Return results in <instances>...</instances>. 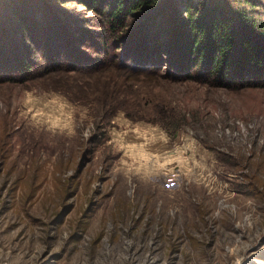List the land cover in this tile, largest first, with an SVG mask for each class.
I'll return each mask as SVG.
<instances>
[{
  "label": "rangeland",
  "instance_id": "374dc122",
  "mask_svg": "<svg viewBox=\"0 0 264 264\" xmlns=\"http://www.w3.org/2000/svg\"><path fill=\"white\" fill-rule=\"evenodd\" d=\"M36 74L0 82V264H264V87Z\"/></svg>",
  "mask_w": 264,
  "mask_h": 264
},
{
  "label": "trees",
  "instance_id": "16d2710c",
  "mask_svg": "<svg viewBox=\"0 0 264 264\" xmlns=\"http://www.w3.org/2000/svg\"><path fill=\"white\" fill-rule=\"evenodd\" d=\"M33 1L0 0V82L36 79L39 70H117L234 90L264 87V0H69L92 18L46 15L28 25Z\"/></svg>",
  "mask_w": 264,
  "mask_h": 264
}]
</instances>
